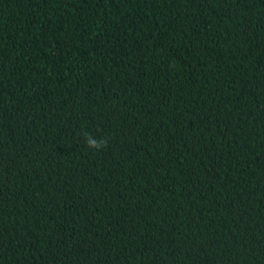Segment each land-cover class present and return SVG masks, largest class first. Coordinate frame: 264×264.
I'll return each instance as SVG.
<instances>
[{
    "label": "trees",
    "instance_id": "obj_1",
    "mask_svg": "<svg viewBox=\"0 0 264 264\" xmlns=\"http://www.w3.org/2000/svg\"><path fill=\"white\" fill-rule=\"evenodd\" d=\"M0 264H264V0H0Z\"/></svg>",
    "mask_w": 264,
    "mask_h": 264
},
{
    "label": "clouds",
    "instance_id": "obj_2",
    "mask_svg": "<svg viewBox=\"0 0 264 264\" xmlns=\"http://www.w3.org/2000/svg\"><path fill=\"white\" fill-rule=\"evenodd\" d=\"M83 139L89 149L96 151L104 149L108 144L107 138H98L87 131L83 133Z\"/></svg>",
    "mask_w": 264,
    "mask_h": 264
}]
</instances>
